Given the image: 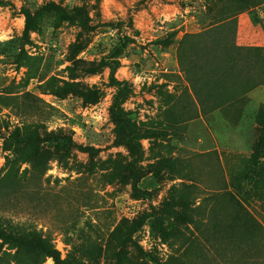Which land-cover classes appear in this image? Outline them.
Returning <instances> with one entry per match:
<instances>
[{"label":"rangeland","instance_id":"rangeland-1","mask_svg":"<svg viewBox=\"0 0 264 264\" xmlns=\"http://www.w3.org/2000/svg\"><path fill=\"white\" fill-rule=\"evenodd\" d=\"M258 32L264 0H0V264H56L2 231L66 264H264Z\"/></svg>","mask_w":264,"mask_h":264},{"label":"trees","instance_id":"trees-1","mask_svg":"<svg viewBox=\"0 0 264 264\" xmlns=\"http://www.w3.org/2000/svg\"><path fill=\"white\" fill-rule=\"evenodd\" d=\"M116 83H118L119 85H123V87L119 90L118 95H117V97H120V95H122L126 90L127 82L121 81V82H116ZM112 111L116 115H122L120 110L117 109L116 107L113 108ZM119 135H120V133H119ZM87 151L91 152L92 150L87 149ZM129 166H130L131 170H133V167L131 166V164ZM2 236H3L4 240H6L8 242L9 241L13 242L17 245L24 244V245L36 246L37 248H39L43 252L44 256L52 257L56 264H66V262L60 258V254L54 248V246L51 243H48L45 239H42L34 231H28L22 235H17V234H14L13 232L2 231Z\"/></svg>","mask_w":264,"mask_h":264},{"label":"crops","instance_id":"crops-1","mask_svg":"<svg viewBox=\"0 0 264 264\" xmlns=\"http://www.w3.org/2000/svg\"><path fill=\"white\" fill-rule=\"evenodd\" d=\"M245 26H250L249 24H247V25H245ZM253 32V33H255V30H253V29H251V28H249V32ZM262 32V31H261ZM248 36H250V35H248ZM257 39V40H260V41H262V40H264V33H260V32H258V33H256V34H253V36H252V39ZM254 41H256V40H254ZM257 44V43H256ZM259 45H264V44H259ZM253 91H251V93H252ZM251 93H250V95H251ZM249 95V96H250Z\"/></svg>","mask_w":264,"mask_h":264}]
</instances>
